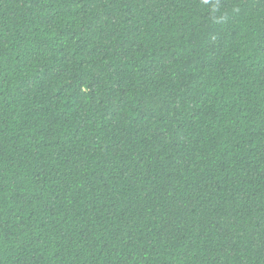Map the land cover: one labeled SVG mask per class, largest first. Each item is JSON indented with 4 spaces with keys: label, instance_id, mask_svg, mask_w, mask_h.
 Instances as JSON below:
<instances>
[{
    "label": "trees",
    "instance_id": "trees-1",
    "mask_svg": "<svg viewBox=\"0 0 264 264\" xmlns=\"http://www.w3.org/2000/svg\"><path fill=\"white\" fill-rule=\"evenodd\" d=\"M0 264H264V0H0Z\"/></svg>",
    "mask_w": 264,
    "mask_h": 264
}]
</instances>
